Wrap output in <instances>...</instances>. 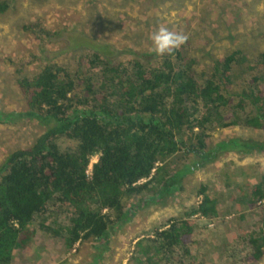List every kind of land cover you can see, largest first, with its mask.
Masks as SVG:
<instances>
[{"label": "trees", "instance_id": "16d2710c", "mask_svg": "<svg viewBox=\"0 0 264 264\" xmlns=\"http://www.w3.org/2000/svg\"><path fill=\"white\" fill-rule=\"evenodd\" d=\"M6 8L0 2V13ZM86 43L90 51L78 55V68L45 61L16 80L22 114L44 128L0 162V264H12L13 252L28 248L37 229L61 239L65 252L87 240L107 242L109 229L125 216V198L154 192L159 200L223 153L264 151V138L213 141L226 127L264 131V51L248 65L262 72L234 89L235 69L249 61L239 48L198 70L183 45L163 56L127 52L125 60H110V45ZM234 187L238 208H264V169L256 182ZM208 190L199 184V200L152 237H137L125 264H194V217L219 215ZM59 212L67 214L64 222ZM252 227L241 235L249 248L242 259L249 263L264 256V219Z\"/></svg>", "mask_w": 264, "mask_h": 264}, {"label": "rangeland", "instance_id": "374dc122", "mask_svg": "<svg viewBox=\"0 0 264 264\" xmlns=\"http://www.w3.org/2000/svg\"><path fill=\"white\" fill-rule=\"evenodd\" d=\"M3 1L7 8L0 13V162L12 149L29 145L44 128L22 114L24 99L16 80L33 75L45 61L73 70L78 55L90 51L86 41L110 45V60H125L131 56L127 52L157 57L150 37L163 26L187 36L182 45L196 59L198 70L207 68L212 57L231 50L239 48L247 53L249 61L235 69L234 89L244 87L251 75L262 72L248 65L264 51V0ZM35 25L48 33L42 36ZM213 136V141L230 136L261 140L264 131L232 126L216 130ZM96 158L93 156L90 163ZM263 169L264 151L223 153L188 173L181 188H173L166 197L158 200L153 192L125 198V216L109 229L107 242L87 240L65 252L61 239L37 229L28 248L13 252L12 264H125L137 237H152L155 228L164 227L169 217L181 215L199 200L195 196L199 184H205L218 200L219 215L212 219L194 217V264H264V256L255 263L242 259L249 251L242 234L258 218L264 219V208L256 213L246 205L240 209L237 203L241 197L233 196L235 182L254 183ZM240 212L246 214L244 219L239 218ZM55 214L60 223L65 221L66 213Z\"/></svg>", "mask_w": 264, "mask_h": 264}, {"label": "clouds", "instance_id": "9594fccd", "mask_svg": "<svg viewBox=\"0 0 264 264\" xmlns=\"http://www.w3.org/2000/svg\"><path fill=\"white\" fill-rule=\"evenodd\" d=\"M153 51L158 55L171 53L179 48L187 40V36L182 33L172 32L167 27H159L150 37Z\"/></svg>", "mask_w": 264, "mask_h": 264}, {"label": "built area", "instance_id": "2783aa9c", "mask_svg": "<svg viewBox=\"0 0 264 264\" xmlns=\"http://www.w3.org/2000/svg\"><path fill=\"white\" fill-rule=\"evenodd\" d=\"M89 167H91V163L89 164Z\"/></svg>", "mask_w": 264, "mask_h": 264}]
</instances>
